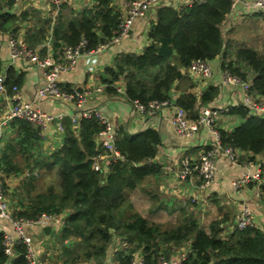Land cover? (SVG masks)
Masks as SVG:
<instances>
[{"label":"crops","instance_id":"obj_1","mask_svg":"<svg viewBox=\"0 0 264 264\" xmlns=\"http://www.w3.org/2000/svg\"><path fill=\"white\" fill-rule=\"evenodd\" d=\"M62 1V5L58 6L53 0H13L11 6L3 8L4 12L8 11L16 16V21L8 28V31L0 32V64L2 70L9 68L14 72L15 78L20 82L19 88L25 100H36L38 107L45 112L66 115L65 122L70 123V116L76 111L75 107L46 99L37 101L38 92L45 85L43 71L32 62L11 63L8 45L10 35H14L27 46L36 49L41 56L52 54L58 57L61 48L56 45L61 42L56 39L54 31L60 18L67 21L73 17L79 18L82 12H95L98 9L94 0ZM131 1L133 0H113L111 3L114 13L120 19L125 17L127 5ZM249 1L251 0H239L237 3L233 1L231 12L221 26L223 37L226 33L232 36L238 29L244 27L231 39L250 40L238 41L230 53L234 57L242 46L247 45L258 49L253 47L254 36L260 42L264 40V34L260 29L261 26L264 27L261 18L255 13L248 14L243 9V3ZM186 5L192 4H188L186 0L164 2V7L181 8ZM156 11L154 9L147 16L135 20L120 43L96 55L82 56L74 72L60 77L61 85L65 88H94L107 85L102 81V78L106 77V68L114 67L123 56L143 53L148 45V32L151 25L157 21ZM247 42L251 43L247 44ZM261 46L262 44H258V50L262 48ZM227 53H229V44L225 42L224 52L213 60L216 64H214V73L210 80L184 76L174 83L171 90L172 101L175 102L184 94H193L196 97L193 111L195 116L204 107H240L241 91L221 84L222 64L223 61L226 64ZM231 60L235 61V59ZM252 78L253 74L249 76V80L251 81ZM113 85L126 86L123 77L112 84L111 88L115 90ZM212 88L217 89L218 94L212 103L205 104L204 93ZM87 109L100 110L119 130L123 129L130 134H135L152 129L160 136L161 144L154 162L160 165L162 170L158 175L148 177L141 188L131 193L130 200L134 212L152 223L160 224L163 230L174 227L188 215L196 218L207 233H210L212 223L221 222V236L224 240H229L234 232L237 216L244 207H247L251 210L256 225L264 230V193L261 191V186L264 184L263 155L254 156L250 152L237 150L240 160L239 163H233L227 155L221 154L217 161L215 180L208 187L202 188V182L196 175L180 180L179 174L185 158L196 161L204 150L215 143L212 132L202 130L190 138H180L176 135L172 124L173 108L169 107L150 116L140 115L136 113L128 99L118 96L117 92L109 93L107 87L102 95L95 96L89 101ZM7 114L8 104L3 100L0 103V176L6 185L7 199L14 215L34 214L33 205L39 194L33 195L30 185L41 176V172L42 174L57 173V169L50 171L43 166V163L55 153V150H60L63 146L65 133L56 132L55 127L52 126L43 140H35L32 137L26 139L27 134L21 129L22 121H8ZM242 122L243 119L240 116L225 113L221 116L217 128L231 133ZM79 132L80 130L76 131L77 137ZM100 141H102L101 138ZM245 175L255 177V182L247 188L235 190L233 181ZM70 213V210H66L62 215L67 219ZM51 226L52 230L49 234L40 232L38 229L29 232L38 256V264H121V260H123L122 264H126L127 256L132 254L136 246L114 233L112 242L103 255L86 256V252L79 245L80 239L74 240L70 237L63 240V227L58 223H53ZM5 233L12 234L13 226L7 219L0 218V264H8L1 246V238ZM192 243L190 241L177 245L160 241L157 249L171 255L170 257H178L184 253L189 258L192 254ZM150 251L153 252L154 249ZM144 254L143 247L136 250L131 264L145 257Z\"/></svg>","mask_w":264,"mask_h":264},{"label":"trees","instance_id":"obj_2","mask_svg":"<svg viewBox=\"0 0 264 264\" xmlns=\"http://www.w3.org/2000/svg\"><path fill=\"white\" fill-rule=\"evenodd\" d=\"M94 1L98 5L95 12L85 11L79 18L67 21L60 18L54 31L61 42L56 45L58 48L77 47L86 41L85 51L88 52L113 38L121 20L111 7L113 0ZM12 4L13 0H0V32L8 31L16 21V16L3 11ZM232 4V0H205L181 8H158L157 21L151 25L143 53L123 56L114 67L106 68V77L102 81L107 84V91L116 93L111 86L123 77L128 100H139L144 104L151 100L171 101L174 83L185 76L182 70L196 59L213 61L224 52L221 26L231 12ZM244 67L253 74V92L264 97V49L242 46L236 52L235 61L222 64V68H229L249 80ZM1 71L0 64V74ZM19 83L9 69L8 86L20 87ZM217 94V89H210L204 93L203 102L212 103ZM175 104L186 109L190 117L198 116L193 113L196 104L193 94L180 96ZM230 113L240 116L243 122L231 133L219 130L223 146L264 156V120L243 106L231 108ZM66 122L63 146L43 163L50 171L57 169L60 192L51 189L49 196L37 195L34 214L22 213L20 216H35L42 212L62 214L70 210L62 230L63 240L80 239L79 245L86 256H94L103 255L113 234H119L136 245L127 256L126 264H131L133 253L141 247L147 264L170 258L171 255L157 249L160 241L177 245L192 241V254L185 264H208L211 260L213 264H264V230L255 222L254 227L234 231L229 240H224L221 222L212 223L210 233H207L196 218L188 215L174 227L163 230L160 224L134 212L131 193L141 188L148 177L158 175L162 170L154 162L161 144L157 131L148 129L130 134L121 129L115 147L122 159L97 172L92 168V158L97 154L95 138L103 126L95 118L82 119L77 137L71 122ZM20 123L27 134L26 139L43 140L29 124ZM261 191L264 193V184ZM2 241L3 236V251ZM152 248L153 252L150 251ZM14 264H27L23 254Z\"/></svg>","mask_w":264,"mask_h":264},{"label":"built area","instance_id":"obj_3","mask_svg":"<svg viewBox=\"0 0 264 264\" xmlns=\"http://www.w3.org/2000/svg\"><path fill=\"white\" fill-rule=\"evenodd\" d=\"M74 2L76 0H69ZM167 0H133L127 5V13L120 20L118 30L112 39L101 44L95 50L85 51L86 41L81 42L77 47L64 46L58 57L52 54L41 56L31 46L10 35L9 48L10 60L27 61L38 65L45 76V85L39 90L37 101L46 99L52 102H61L75 106L79 111L70 116L74 130H80L82 119L95 118L103 126V130L96 136V156L92 158V168L99 172L104 166L122 159L116 150L115 143L120 136V131L100 110H88L87 105L93 97L102 95L107 85L97 87H71L65 88L61 85L60 77L74 72L78 60L82 56H93L120 43L128 34L135 20L147 16L152 10L164 6ZM188 4L204 2L205 0H186ZM237 3L239 0H233ZM56 5H62V0H53ZM235 5V4H234ZM233 5V6H234ZM243 9L248 14H257L264 23V0H251L243 3ZM81 49L84 53H81ZM211 61L204 59L194 60L188 68L182 72L185 76L193 79L210 80L213 77ZM8 70L3 69L0 74V103L5 100L8 104V121L21 120L29 124L38 135L44 139L50 127H55L59 133L65 132L64 114H51L41 110L35 101H27L23 98L21 89L14 85L8 86ZM224 87L239 89L242 93L241 106L250 110L251 114L259 115L264 120V97L253 92L252 81L244 80L241 75L234 73L229 68L222 70V83ZM117 95L127 99L126 87L115 86ZM136 113L140 115H154L161 110L173 108L172 124L175 133L180 138H190L196 133L207 130L214 134L215 143L204 150L198 160L192 161L185 158L182 161V170L179 174L180 180H186L196 175L202 182L201 187H208L217 174V161L221 154H225L233 163H239L240 156L233 147H225L221 141V135L217 128L221 116L230 113L229 107H204L196 118L189 116V112L183 107L177 106L172 100H151L148 103H141L139 100H129ZM100 138L102 141H100ZM264 165V163H262ZM255 177L248 175L233 181L235 190L249 187L255 182ZM0 218L7 219L13 226V233L3 234V252L8 264H13L23 254L27 264H38V256L34 250L33 240L30 231L33 229L51 226L58 223L64 227L66 218L62 214L42 212L35 216H16L10 209L6 196L5 183L0 176ZM253 214L251 210L244 207L237 216L234 231L244 230L247 227H254ZM52 227V226H51ZM44 233V232H43ZM21 250H24L22 253ZM187 254L182 253L178 257L161 258L155 264H185L188 261ZM132 264H147L145 257L139 258Z\"/></svg>","mask_w":264,"mask_h":264},{"label":"rangeland","instance_id":"obj_4","mask_svg":"<svg viewBox=\"0 0 264 264\" xmlns=\"http://www.w3.org/2000/svg\"><path fill=\"white\" fill-rule=\"evenodd\" d=\"M259 24H260V22H259ZM238 28H240V27H238ZM243 28L244 27L238 29L232 36L230 34H227V33L224 35L225 42H227L229 44V53H227V59L225 60L226 65L229 63V61H232L231 59H235L234 55H230V53L232 52V50H234V47L238 43V41L239 40L250 41V40L244 39V38L231 39V38H234V36L237 33H239ZM260 29L264 34V27L261 26ZM254 39H255V41H252L253 47L255 46L259 49L258 44H262V46H261L262 48H260V50L264 49V40L260 42L259 40L256 39L255 36H254ZM249 43H251V42H247V44H249ZM214 64H216V62L215 63H214V61L210 62L212 70H214ZM223 64H224V61H223ZM243 70H245V72L247 70V72L249 73V76L252 75V73H251V71H249V69H246L244 67ZM58 150H55L54 152H56ZM48 151H49V149H48ZM30 186L32 187V194L33 195L42 194V195L49 196L52 192V191H50L51 189H53V192L58 193L60 191L59 190L60 179H59L58 173H48V174L44 173V174H42V172H41V176L38 179H35L33 184ZM5 191H6V194L8 195V192L6 190V185H5ZM171 243H174V242H171ZM33 245H34V243H33Z\"/></svg>","mask_w":264,"mask_h":264},{"label":"water","instance_id":"obj_5","mask_svg":"<svg viewBox=\"0 0 264 264\" xmlns=\"http://www.w3.org/2000/svg\"><path fill=\"white\" fill-rule=\"evenodd\" d=\"M81 53L83 54V53H84V50L81 49ZM74 107H75V106H74ZM75 109H76L75 112L79 111L76 107H75ZM88 110H90V109H88ZM38 230H39L40 232H44L45 234H49V233L51 232V230H52V227H51V226H46V227H44V228H38ZM111 232H113V230H111ZM213 263H214V261L211 260V262L208 263V264H213Z\"/></svg>","mask_w":264,"mask_h":264}]
</instances>
